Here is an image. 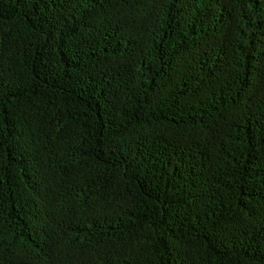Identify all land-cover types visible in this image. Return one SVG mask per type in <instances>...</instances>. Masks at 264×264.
Instances as JSON below:
<instances>
[{"label":"trees","instance_id":"obj_1","mask_svg":"<svg viewBox=\"0 0 264 264\" xmlns=\"http://www.w3.org/2000/svg\"><path fill=\"white\" fill-rule=\"evenodd\" d=\"M0 264H264V0H0Z\"/></svg>","mask_w":264,"mask_h":264}]
</instances>
